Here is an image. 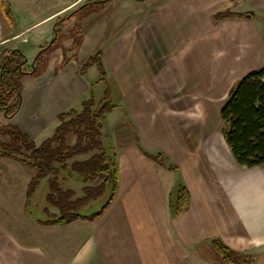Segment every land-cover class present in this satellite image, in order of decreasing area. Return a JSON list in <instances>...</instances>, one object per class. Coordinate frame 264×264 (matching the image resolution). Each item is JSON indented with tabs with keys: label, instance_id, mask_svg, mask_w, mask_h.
Here are the masks:
<instances>
[{
	"label": "crops",
	"instance_id": "obj_1",
	"mask_svg": "<svg viewBox=\"0 0 264 264\" xmlns=\"http://www.w3.org/2000/svg\"><path fill=\"white\" fill-rule=\"evenodd\" d=\"M85 1L0 0V60L5 50L20 48L32 63L51 41L57 18ZM94 3L100 9L88 8L95 18L79 19L83 32L105 29L96 16L108 6L121 23L109 39L102 32L87 54L103 49L117 104L105 123L119 159L117 191L96 219L37 223L42 232L36 227L32 244L7 231L9 236L0 234V264H232L212 246L213 238L254 254V264H264V164L237 162L220 126L222 106L213 100L264 66V34L256 24L264 23V0ZM223 10L252 11L254 17L215 20L214 13ZM76 15L63 32L80 23ZM80 49L76 59L59 67L51 59L42 74L31 75L19 111L11 117L2 112V123L18 125L36 138L52 126L55 131L62 111L81 109L99 71L93 65L81 73ZM145 151L164 152L177 169ZM26 170L16 159L0 158L1 192L18 193L25 202L33 173ZM178 182L187 186L191 200L187 210L175 215L169 196ZM44 184L46 179L38 189ZM44 228L67 237V251L51 249L57 239L55 233L51 239L44 235Z\"/></svg>",
	"mask_w": 264,
	"mask_h": 264
},
{
	"label": "trees",
	"instance_id": "obj_2",
	"mask_svg": "<svg viewBox=\"0 0 264 264\" xmlns=\"http://www.w3.org/2000/svg\"><path fill=\"white\" fill-rule=\"evenodd\" d=\"M105 1L107 0H89L82 7L92 2ZM79 9L59 17L51 41L41 47L30 64V70L25 68L28 58L20 48L5 50L0 60V111H3L7 117L16 114L22 105L21 78L25 74H35L40 68L39 65H42V69L46 67L47 59L43 53L47 49L56 48V44L66 38L62 27L76 16ZM241 16L254 17V13L223 10L214 13L213 18L221 20ZM73 46L79 48L80 42L75 40ZM77 57V54H74L71 58H65L63 62ZM38 61H40L39 65ZM93 65L99 71L98 81L106 84L107 90L104 89V96L101 100H97L95 83H92L90 96L82 101L81 109L70 108L59 113V124L54 133L41 143H37L18 125L0 124L1 136L7 137L5 140H0V158H13L33 168L27 186L28 207L33 205L34 194L41 182L46 179L47 204H44L39 212L36 208L29 210L31 213L38 212L36 218L39 222L66 224L78 217L96 219L105 212L117 191L118 154L113 145L110 142L106 144L103 139L106 115L117 104L110 98L111 90L107 83L102 48H98L86 60L80 68L81 73L85 74ZM220 115L223 121L222 132L237 162L245 167L264 164V66L247 72L234 83L227 93ZM145 153L156 162L177 169L175 164L169 162V157L164 152L145 151ZM82 155L86 157L79 158ZM69 179L81 181L82 195H77L74 187L64 186V182ZM90 182L94 183L90 184ZM107 190L108 196L98 210L90 213L83 210L93 201L94 204L98 203L97 201H100ZM190 200L191 194L187 186L183 182H178L169 196L172 213L175 215L183 213L189 208ZM51 207L59 212H52ZM211 244L229 263H255L254 254L236 251L221 238H213Z\"/></svg>",
	"mask_w": 264,
	"mask_h": 264
},
{
	"label": "rangeland",
	"instance_id": "obj_3",
	"mask_svg": "<svg viewBox=\"0 0 264 264\" xmlns=\"http://www.w3.org/2000/svg\"><path fill=\"white\" fill-rule=\"evenodd\" d=\"M5 1H7V0H5ZM87 1H89V0H86L85 2H87ZM84 3L79 5L76 9H79L80 7H82L84 5ZM88 7H92L93 8L92 10H94V8H97V10L100 9V7L97 3H94V2L89 3L87 6H84V7L79 9V11H78L79 15L77 17V19H78L77 21H79V19L82 20L83 16L89 17L91 15L90 8H88ZM97 14H98V16H96L97 18L100 17V18H102V20H104L102 23H100L101 24L100 26L105 28V29H102L101 31L98 30V33H96L95 28H93L92 30H87V31L83 32V29H82L83 28V22H80V21H79L80 23L77 22V26L75 29H71L69 31V33L64 32L66 34V38L63 39L62 41L58 42L56 44V48L54 47L53 49H47V51L43 53L44 57L47 59L46 67L42 69V65H39L40 61H38L37 64L40 66V68L33 75L42 74L46 70V68L48 67L49 61L51 59H53V60L55 59L57 61V67H59L63 63L65 58H67V59L71 58V56H74V54H77V56H78V50L80 47L75 48L73 46L75 40L80 42V46L83 50L82 51L80 49V55H79L80 60H79V62L82 60V62L84 64L86 62V59L88 58V55H87L88 52L94 46V44L100 40L98 38V37H100V34L102 32H104L105 34L103 35L104 36L103 38L109 39V37L115 31L116 27H119L121 25V23H117L119 20H117L116 14L114 13L112 6H108V9H104V10H102V12H98ZM94 18L95 17H93L91 15V19L93 20ZM58 19L59 18H57V20ZM256 20H259V19H256ZM255 22L253 21L254 25H255ZM72 24H73V22H72ZM256 24L261 28V32L264 34V23L259 24L258 22H256ZM68 37H72L73 39L68 38ZM104 39H102V40H104ZM30 64L31 63L29 61L26 63L25 68L27 70L31 69ZM91 75H93V74H91ZM30 76H31V74L23 75V77L21 78L22 85L27 83L26 81L30 78ZM24 80H25V82H24ZM94 83H95L94 88H95V91L97 94V100H101L102 97L104 96L103 92H104V89H106V87H105L106 84L103 81L102 82L96 81ZM110 96H111L110 98L112 99V102L115 103L116 101L114 100V97L112 98V95H110ZM219 96L224 97L223 94L219 95ZM219 96L214 97V99H213L214 105L218 104V105L222 106L227 95H225L224 98H221ZM13 99H14V97L12 98V100ZM2 112L3 111H0V124L6 120V118L4 116H2V115H4ZM221 121H222L221 117L219 116V122H221ZM1 125H3V123ZM220 126H221V128H223V122L220 124ZM52 128H54V127L52 126L49 130L44 132L42 135L34 138L36 140V142L41 143L45 138H47V136H50L54 132V131H51ZM104 134H105V136L103 137V139H104V142L106 144L113 141L112 140L113 133L109 128H105ZM5 139H7V137H3L0 134V140H5ZM84 157H86V155L79 156V158H81V159ZM24 167H26L27 172H29V173H31V171L33 172L32 167H29L26 165H24ZM75 180H70V181L64 182V186L65 187L72 186L76 190L77 195H82V192H81L82 183H80L81 181H79V180H76V181ZM93 183L94 182H90V184H93ZM47 188H48L47 184H44V185H42V187H40V189L36 190V192L34 194V198H33V205L31 207L27 206L26 201L25 202L21 201V199L19 197L20 195L18 193H14L13 196L12 195L7 196V194L5 192H1V190H0V227L5 230V231L4 230L0 231V234L2 236L8 235V233H6V231H7V232H10L11 234H15L21 240H23V242H25V243L26 242L31 243V244L34 243V241L37 239V234H38L36 227L41 226V225H38L37 223L47 224L45 222H39L36 218L39 210L43 209V207L47 204V202L45 200V194L47 192ZM3 194H4V196H3ZM107 196H108V190L99 199L100 201H97L98 203L94 204V201H93L91 204L85 206L83 208V210L86 213H90V212H94V211L98 210L101 207V205L103 204L104 200L107 198ZM31 208L32 209L36 208V211H38V212L31 213L29 211V210H31ZM50 210L52 212H55V213L59 212L56 208H53V207H51ZM39 229H41L40 232H42V228L40 227ZM43 231H44V235H47L49 237V239H51L52 233H55L50 228H44ZM40 234L42 235V233H40ZM54 235H55L57 241L53 243V246L51 247V249L53 248V250L57 251V252H61L62 250L67 249L68 248L67 243H66L67 237L65 238V236L62 235V233H60V231H58ZM65 235L67 236L68 234L65 233ZM65 251H67V250H65Z\"/></svg>",
	"mask_w": 264,
	"mask_h": 264
}]
</instances>
